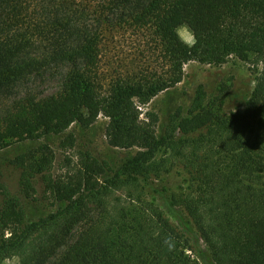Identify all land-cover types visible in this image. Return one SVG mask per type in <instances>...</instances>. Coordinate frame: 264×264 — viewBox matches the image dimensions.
I'll return each instance as SVG.
<instances>
[{"label": "trees", "instance_id": "16d2710c", "mask_svg": "<svg viewBox=\"0 0 264 264\" xmlns=\"http://www.w3.org/2000/svg\"><path fill=\"white\" fill-rule=\"evenodd\" d=\"M180 27L192 45L176 37ZM117 34L151 39L165 69L105 80L102 46ZM231 58L255 73L235 108L223 113L225 91L207 100L199 86L188 113L178 107L167 128L157 113L140 117L160 94L172 102L188 63L220 67ZM50 74L58 79L52 94L18 91ZM14 91L0 107V151L37 146L8 161L20 170L17 195L0 183V260L264 264V0H0V99ZM99 116L109 147L137 151L119 164L80 153L78 167L68 161L54 176L51 147H73L70 127L87 130ZM181 145L191 173L180 200L188 222H173L142 190L162 167L156 154ZM39 184L50 210L36 206Z\"/></svg>", "mask_w": 264, "mask_h": 264}, {"label": "rangeland", "instance_id": "374dc122", "mask_svg": "<svg viewBox=\"0 0 264 264\" xmlns=\"http://www.w3.org/2000/svg\"><path fill=\"white\" fill-rule=\"evenodd\" d=\"M175 35L188 46L192 45L193 38L186 27L178 28ZM158 52L151 39L149 40L145 36L137 38L129 34H117L113 39L109 38V40L106 39L104 41L99 71L105 80H108L110 76L131 74L143 69L149 71L153 68L158 72H162L165 66H162ZM254 78L255 73L250 71L248 64L233 58L220 67L190 62L184 67L182 82L171 89L174 94L172 102L171 98L160 94L149 105L141 108L142 114L140 117L144 118V112L157 113L163 127L167 128L169 116L178 107L183 115L188 113L195 91L199 86L205 87L207 100L215 98L219 89L224 90L225 98L220 110L223 113L228 112L237 106L234 100L243 99L251 92ZM29 89H34L41 96L52 94L58 90V79L53 74L36 78L20 86L18 91L25 92ZM14 95L15 91L11 96L0 99V107L6 104ZM165 102L170 104L167 110L169 115H161L160 112ZM217 106L220 105L217 104ZM106 124L107 119L99 116L96 123L87 130H79L77 125L71 126L68 133L74 135L75 145L67 149H60L56 145L51 147L54 154L51 173L54 176L64 174L68 161H70V167H78L80 153L88 152L100 160H107L111 164H119L121 160L137 151L136 148L117 149L109 147L104 136ZM173 134L175 139L178 140L180 137L178 131L175 130ZM189 138L192 139L191 137ZM36 146V144L16 143L0 151V183L4 184L11 194L17 195L18 193L17 181L20 170L9 165L8 161L30 147ZM175 150L170 153L167 149L162 148L156 154L155 158L162 163V167L147 177V182L143 183L142 191L145 200H153L154 204L164 210L173 222H175L177 217L183 219L184 222H188L187 214L180 205V200L191 189L188 181L191 173H189V168L186 167V161L183 159L187 147H182L181 145L180 147L177 146ZM42 191L41 185H37V194L35 196H37L39 202L36 206L39 205L42 208L41 210H50L48 200L42 197ZM173 200L177 203L171 204ZM169 207L172 211L169 210ZM0 264L20 263L17 257L7 256L0 260Z\"/></svg>", "mask_w": 264, "mask_h": 264}]
</instances>
